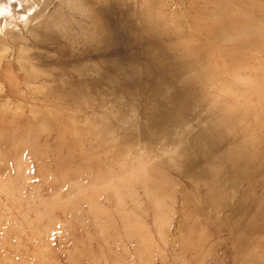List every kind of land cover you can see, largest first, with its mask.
<instances>
[{
    "label": "rangeland",
    "instance_id": "1",
    "mask_svg": "<svg viewBox=\"0 0 264 264\" xmlns=\"http://www.w3.org/2000/svg\"><path fill=\"white\" fill-rule=\"evenodd\" d=\"M20 1L0 17V264H264V0H38V40Z\"/></svg>",
    "mask_w": 264,
    "mask_h": 264
},
{
    "label": "bare ground",
    "instance_id": "2",
    "mask_svg": "<svg viewBox=\"0 0 264 264\" xmlns=\"http://www.w3.org/2000/svg\"><path fill=\"white\" fill-rule=\"evenodd\" d=\"M13 1H14V3H15V7H10L9 9H0V17L3 15V14H11L12 12H18V11H22V6H23V4H24V1H20V0H12V3H13ZM38 0H28V3L29 4H32V7H34V5L36 6L35 8H36V10L35 11H33L32 12V14H30V15H28V17H27V20L22 24L23 25V27H24V29L28 32V34L29 35H31L32 37H34V38H36L37 40L38 39H40V38H43V36H42V31H41V29H42V27H43V21H42V16H41V11H40V8H39V3L37 2ZM23 2V3H22ZM259 2V1H258ZM13 3V4H14ZM25 5L26 4H24V7H25ZM27 7V6H26ZM25 11V10H24ZM23 11V12H24ZM22 12V13H23ZM211 14H216V12L215 11H212L211 10V12H210ZM18 15V14H17ZM23 15V14H22ZM13 16V15H12ZM21 16V15H20ZM27 16V15H26ZM11 17V16H10ZM24 18V17H23ZM16 19V18H15ZM123 25V24H122ZM9 32H12V30H11V28L9 27L8 28V24L7 23H4L3 25H1L0 26V34H8ZM216 40L217 39H219L220 37L217 35V38L216 37H214ZM25 49L21 46V47H19V49H18V64L20 65V67H26L27 68V76L28 77H32V78H34V79H41V78H46L47 76L49 77V75H48V73H46V74H44L43 72H40V71H38V69L36 68V66L33 64V63H31V60H29V59H26V58H24V55H25ZM194 72H193V68H191V69H189L188 70V72H187V74L185 75V77L187 78V77H192L193 75H196L195 73L193 74ZM193 74V75H192ZM96 77V76H95ZM184 77V78H185ZM41 85H43V83H41ZM213 87H215V86H213ZM168 91V90H167ZM165 92H166V90H165ZM165 94V93H164ZM211 123V122H210ZM206 126H208L207 125V123L205 124ZM211 125H209V127H210ZM214 126V125H213ZM203 127V126H202ZM206 128V127H205ZM209 129V128H208ZM211 129V128H210ZM209 129V131H211ZM216 130V129H215ZM214 130V131H215ZM219 130V129H218ZM218 130L216 131V132H218ZM197 131V130H196ZM207 131V130H206ZM208 131V132H209ZM208 132H205L204 131V128H203V130H198V133L197 134H195V135H192L191 137H189V140H187V145H199L200 147L203 145V143L206 141V133H207V135L209 136L210 134H208ZM220 132V131H219ZM222 132V131H221ZM224 132H226L225 134H227L228 135V131H225L224 130ZM195 133V132H194ZM193 133V134H194ZM215 133V132H214ZM230 134V133H229ZM215 135V134H214ZM213 135V136H214ZM218 135V134H217ZM216 136V135H215ZM220 136V134L217 136V137H219ZM210 137V136H209ZM220 138V137H219ZM228 138V137H227ZM229 138H231V137H229ZM211 139H213L212 137H211ZM210 139V140H211ZM228 140V139H227ZM209 141V140H208ZM219 142V141H218ZM222 142V141H221ZM213 143V142H212ZM235 143V142H234ZM223 144V143H222ZM217 145V144H216ZM219 145H221L220 143H219ZM224 145V144H223ZM226 146H229L228 144L226 145ZM220 147V146H219ZM130 149V148H129ZM213 149V148H212ZM225 149L226 150H228L227 149V147H225ZM208 151H211L210 149H206L204 152H208ZM212 152V151H211ZM229 154V153H228ZM238 160V159H237Z\"/></svg>",
    "mask_w": 264,
    "mask_h": 264
}]
</instances>
